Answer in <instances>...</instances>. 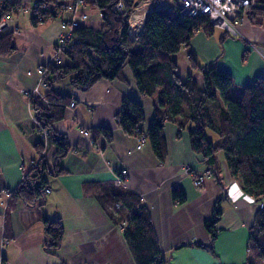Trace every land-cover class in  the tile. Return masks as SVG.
<instances>
[{
    "label": "crops",
    "instance_id": "1",
    "mask_svg": "<svg viewBox=\"0 0 264 264\" xmlns=\"http://www.w3.org/2000/svg\"><path fill=\"white\" fill-rule=\"evenodd\" d=\"M37 1L20 0V8L12 12L15 50L0 56V264H136L119 227L129 216V209L113 206L112 195L117 188L134 193L146 207L165 264H245L259 202L230 176L221 152L216 154V175L202 163L200 155L190 150L186 130L175 136L177 126L172 122L164 123L163 162L148 142L137 148L136 136L123 132L115 115L122 98L129 96L142 106L140 126L145 130L154 116L156 95L139 92L128 67L123 69L124 81L100 79L87 91L72 86L68 78L54 83L58 92L75 101L73 108L65 106L64 118L53 126L56 132L66 135L72 148L58 161L64 173L46 176L51 192L34 205L19 197H7L6 192L19 185L38 159L35 144L39 136L26 93L38 82L37 68L50 62L62 32L61 21L85 13L87 18L80 21L79 27L101 26L98 11L86 5L34 26L30 22L32 12L26 20L23 8H31ZM237 29L238 36H224L222 40L224 32L218 36L214 31L211 36L196 33L189 47L172 55L176 74L182 80L191 75L202 88L200 73L188 65L191 53L199 64L214 63L229 73L234 85L226 95L239 99L244 86L264 76V17L261 24H253L245 16ZM100 127L110 131L109 140L103 135L91 137L92 129ZM82 128L88 129L91 136L82 134ZM205 135L214 143L220 142L208 127ZM184 165L190 166L193 173L205 174L199 188L194 187L192 174L184 172ZM122 170L126 171L123 179ZM174 188L181 191L183 202L173 200ZM216 205L221 215L212 255L195 244L209 243L204 223ZM43 217L61 220L64 233L56 254L42 248Z\"/></svg>",
    "mask_w": 264,
    "mask_h": 264
},
{
    "label": "trees",
    "instance_id": "2",
    "mask_svg": "<svg viewBox=\"0 0 264 264\" xmlns=\"http://www.w3.org/2000/svg\"><path fill=\"white\" fill-rule=\"evenodd\" d=\"M57 0H38L34 4L52 7ZM120 2L121 9L115 5ZM136 0H85V5L98 11L101 19L99 29L80 26L73 30L76 41L64 52L60 64L49 62L43 67V80L47 85L42 97L33 95L29 99L34 126L39 140L35 144L38 165L31 166L19 185L11 191L12 197L21 198L26 204L34 205L44 198L48 186L46 176L56 177L64 173L58 161L72 148L65 134L56 132L54 124L65 116V106L70 103V95L58 92L54 83L68 78L69 83L81 91H87L100 79L124 81V67L131 71L134 84L146 96L156 95L154 116L144 130L141 104L125 96L116 113V120L123 132L138 136L145 133L152 152L160 162L166 157V141L163 135L165 121L177 126L175 136L187 131L190 150L201 156L202 163L214 174L219 172L221 152L231 177L236 179L241 189L255 201L264 198V76L255 78L244 86L239 99H232L227 92L234 85L232 76L216 67L214 63L199 64L191 53L187 61L192 70L201 75L202 88L188 75L182 80L176 74L172 55L189 47L191 39L198 32L211 36L214 26L207 15L190 17L184 15L176 4L169 9L152 10L146 16L141 32L133 39L127 34V17ZM261 2V1H259ZM21 6L20 0H7L6 10L13 12ZM61 10V9H59ZM57 14H46L38 20L32 12L30 22L36 26L54 20ZM253 24H261L264 17V1L252 7L246 14ZM13 32L0 34V56L14 52ZM231 36L224 31L223 36ZM138 48L137 50H135ZM212 104H216V119L211 120ZM166 116L162 121L159 117ZM39 127L48 132L46 142L40 137ZM210 128L219 137L214 143L205 135ZM103 135L110 139L107 128L92 129V136ZM48 148L51 151L48 152ZM171 196L177 202L184 197L179 189H172ZM113 206L129 209V216L123 235L136 264H165L146 207L132 192L117 188L113 195ZM221 212L216 205L209 219L204 223L209 233V243H196L197 247L214 254L213 241L216 224ZM123 221L120 222V224ZM45 239L42 248L46 253L56 254L62 244L63 226L58 217H43ZM248 256L245 264H264V208L255 212L250 228Z\"/></svg>",
    "mask_w": 264,
    "mask_h": 264
},
{
    "label": "built area",
    "instance_id": "3",
    "mask_svg": "<svg viewBox=\"0 0 264 264\" xmlns=\"http://www.w3.org/2000/svg\"><path fill=\"white\" fill-rule=\"evenodd\" d=\"M173 4H176L181 12L190 17H197L199 15H207L210 24L214 27L218 26L223 29L231 36H238V24L246 16L249 9L261 5L258 0H136L131 12L127 17V34L129 38L133 39L137 36L144 25L146 16L152 10H165L169 9ZM7 0H0V34H6L13 32L12 27V12L6 10ZM85 6V0H57L52 7L46 4H34L31 8L24 7L23 12L31 11L34 12L38 20H42V16L46 14H57L59 16L65 11H76L80 7ZM116 10L121 9V3L118 2L115 7ZM61 9V10H59ZM87 15L85 13H79L73 15L70 19L61 21L62 32L57 37L54 44V49L50 58V62L60 64L64 52L72 47L76 41L73 38V30L80 25V21L85 20ZM39 79L34 89L31 92L26 93L28 99L35 96L42 97V90L47 88L46 83L43 80L45 68L43 66L38 67L36 70ZM29 73V72H28ZM75 101H70L68 108H73ZM158 119L165 121L166 116L159 117ZM117 122L119 119L116 120ZM40 137L46 142L48 132L42 127H39ZM81 133L86 136H91V132L88 129L82 128ZM137 148H141L147 143V137L145 133H140L137 137ZM33 166L38 165V159H35L32 164ZM185 173L192 174V183L194 187L199 188L202 180L204 179V173H193L192 169L188 165L183 166ZM126 175V171L120 172V177ZM117 183L121 182V178H118ZM45 194L51 192L49 186L45 187ZM11 191L6 192L7 197H10ZM259 207L264 208V198L259 202ZM126 223L122 222L119 227L123 231ZM248 251V250H247Z\"/></svg>",
    "mask_w": 264,
    "mask_h": 264
},
{
    "label": "rangeland",
    "instance_id": "4",
    "mask_svg": "<svg viewBox=\"0 0 264 264\" xmlns=\"http://www.w3.org/2000/svg\"><path fill=\"white\" fill-rule=\"evenodd\" d=\"M23 14V13H22ZM31 14V11H27L26 12V14L24 13V17H25V19L27 20V16H29ZM214 32H215V36H218L221 32H224V30L223 29H221V28H219L218 26H215L214 27ZM138 48H136L135 50H137ZM188 65H189V63H188ZM210 108L212 109L211 110V120L212 121H214L215 119H216V113H215V111H216V104H212L211 106H210ZM167 125H169V123H166V126Z\"/></svg>",
    "mask_w": 264,
    "mask_h": 264
}]
</instances>
